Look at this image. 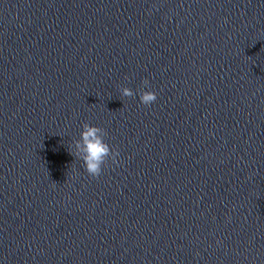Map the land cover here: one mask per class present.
<instances>
[{
	"label": "clouds",
	"instance_id": "obj_1",
	"mask_svg": "<svg viewBox=\"0 0 264 264\" xmlns=\"http://www.w3.org/2000/svg\"><path fill=\"white\" fill-rule=\"evenodd\" d=\"M148 85V81H143ZM121 95L124 97H132L135 95L132 89L123 87ZM140 102L144 105H151L157 99L154 91H142L139 95ZM80 139L74 142V147L69 151L71 155L83 161V166L87 174L93 178L99 177L103 171L104 165L111 159L112 163H118L117 157L119 152L112 149L105 142L104 137L107 132L98 127L84 123Z\"/></svg>",
	"mask_w": 264,
	"mask_h": 264
}]
</instances>
